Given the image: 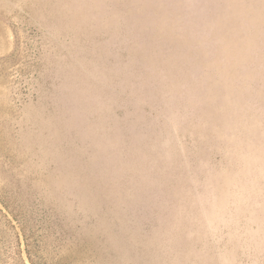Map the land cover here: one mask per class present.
Segmentation results:
<instances>
[{
	"label": "rangeland",
	"instance_id": "rangeland-1",
	"mask_svg": "<svg viewBox=\"0 0 264 264\" xmlns=\"http://www.w3.org/2000/svg\"><path fill=\"white\" fill-rule=\"evenodd\" d=\"M0 264H264V0H0Z\"/></svg>",
	"mask_w": 264,
	"mask_h": 264
}]
</instances>
